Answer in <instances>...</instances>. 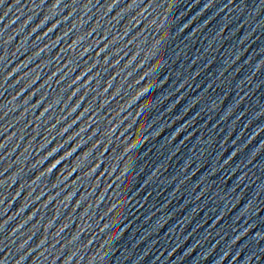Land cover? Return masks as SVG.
<instances>
[{
	"label": "water",
	"instance_id": "obj_1",
	"mask_svg": "<svg viewBox=\"0 0 264 264\" xmlns=\"http://www.w3.org/2000/svg\"><path fill=\"white\" fill-rule=\"evenodd\" d=\"M262 264H264V260H263Z\"/></svg>",
	"mask_w": 264,
	"mask_h": 264
}]
</instances>
